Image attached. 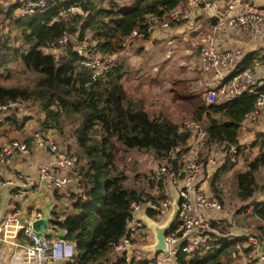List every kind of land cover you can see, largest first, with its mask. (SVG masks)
Returning <instances> with one entry per match:
<instances>
[{"label": "trees", "instance_id": "16d2710c", "mask_svg": "<svg viewBox=\"0 0 264 264\" xmlns=\"http://www.w3.org/2000/svg\"><path fill=\"white\" fill-rule=\"evenodd\" d=\"M177 3L178 0H132L123 6L114 0H48L45 11L19 16L15 15L21 5L19 0L9 6L0 1V23L7 29L2 33L0 27V103L18 101L35 106L43 115L39 131L54 130L60 137L68 136L71 142L67 150L73 144L76 148L73 154L82 176L79 191L68 196L58 191L52 194L57 199L65 196L71 200V211L64 213L63 219L59 220L55 205L50 218L51 228L59 229L60 237L75 244V262L62 264H123L113 246L126 233L132 203L152 200L158 205L166 198L162 192L157 197L151 192L163 189L165 177L155 181L149 173L142 174V179L135 168L127 170V165H133L121 159L119 152L151 154L155 163L180 168L189 153L188 142L195 136L185 127L186 122L203 128L208 141L238 144L240 122L254 106V93L201 104L190 120L178 122L162 112H153L142 98L126 91L122 79L128 75L123 73L120 62L98 74L88 66L95 55L124 51L134 29L142 33L139 38L146 39V17ZM73 6L86 15L70 12ZM65 36L74 38V45L70 38L62 53L46 52L57 48ZM78 41L87 44L82 53L77 50ZM256 61L264 62V48L246 53L235 71L254 69ZM255 90L264 93V85ZM14 113L5 116L13 124L17 121ZM207 154L206 151L200 157L207 158ZM236 156V163L225 157L210 172H204L223 210L226 199L228 203L235 199L243 202L255 193V175L264 165V132H256L252 143L238 146ZM247 207H237L233 214L244 213ZM146 214L154 218L157 212L148 209ZM251 215L264 222V201L253 204ZM175 224L174 220L170 228ZM45 237L52 239L54 235ZM236 243L242 240L221 239L189 254L179 252L171 258L172 264H227L233 255H238ZM148 262L132 259L129 264Z\"/></svg>", "mask_w": 264, "mask_h": 264}, {"label": "built area", "instance_id": "2783aa9c", "mask_svg": "<svg viewBox=\"0 0 264 264\" xmlns=\"http://www.w3.org/2000/svg\"><path fill=\"white\" fill-rule=\"evenodd\" d=\"M21 1V0H20ZM19 8L20 16L33 12H43L48 0H22ZM115 1V0H114ZM115 2L120 3L119 0ZM6 6L9 3H5ZM216 0H178L175 7L162 10L158 14H150L145 19V33L154 35L159 31H165L171 26H187L195 7H201L207 12H214L216 21L212 24V33L207 36L198 48L197 63L203 73H211L217 80L215 88H208L205 92L207 102H213L217 96L222 100L238 98L245 93H254L255 102L253 108L243 115L240 122L241 130H246L248 124L256 122L264 113V93L256 91L260 86L256 68H245L235 71L237 65L243 60L245 53L241 47L225 48L218 44L216 37L231 30L248 31L254 34L260 33L264 39V3L255 4L245 0L237 3L232 1L227 4L226 11L220 14L214 10ZM72 13L83 12L79 7L73 6L69 10ZM62 16L66 12H61ZM58 20V18H55ZM142 36L138 29H134L127 39L129 44L134 39ZM65 36L59 43L62 50L66 40ZM64 42V43H62ZM79 53L83 52L86 42L78 41ZM117 54L95 55L88 63L90 68L98 74L102 70L109 69L117 60ZM22 103H0V115H8L13 110L22 112ZM185 127L194 132L195 147L193 155L186 157L180 168H174L164 163H156L150 177L157 181L162 176L168 179L166 198L158 205L152 200L132 203L131 219L127 224L126 233L121 240L113 246L114 250L122 253L119 259L123 264H129L132 259L126 254L132 244V238L143 227L140 210L143 213L151 209L160 213L163 209L176 207L177 219L175 227L169 228L166 236V249L161 252L169 259L177 253L189 254L194 251L208 248L213 242H218L223 231L232 237H242L247 246L251 248L256 264H264V222L261 234L251 232L246 226H234L220 224L219 212L222 210L219 200L210 195L201 186V176L216 164H221L225 157L235 162L239 144L208 141L206 132L198 124L186 122ZM47 150L46 159L37 168V178H32L20 172L13 173L11 178L0 179V204L2 191L6 187L15 188L19 194L33 186L45 190L53 188L78 192L81 174L77 172L78 158L69 153L53 138L39 139ZM209 151L207 158H201L200 154ZM28 152L27 144L23 141L12 140L6 146L0 147V163L8 164L13 157ZM173 209V208H172ZM147 215V214H146ZM42 212L35 210L28 216L15 208L0 218V264H62L75 262V244L62 237L47 239L44 234H38L32 226L36 218H40ZM149 217V216H148ZM115 263V262H114ZM117 264V263H115Z\"/></svg>", "mask_w": 264, "mask_h": 264}, {"label": "crops", "instance_id": "0c3cea01", "mask_svg": "<svg viewBox=\"0 0 264 264\" xmlns=\"http://www.w3.org/2000/svg\"><path fill=\"white\" fill-rule=\"evenodd\" d=\"M0 1H2V0H0ZM129 1H132V0H129ZM129 1L126 0L127 3H129ZM216 1H217V6L214 8V10L217 12V14H220V13L226 11V7H227V4L229 2L237 1V3H240V2H243L245 0H216ZM248 1H251L255 4L264 3V0H248ZM12 2H14V0H9V1L6 0L5 3H12ZM119 2H120V0H119ZM202 13L204 14V17H207V19H208V20L206 19L204 21L202 28L204 27L206 22L209 23L208 26L206 24L205 29H208L209 31L205 35V37H204V39H205L207 36H209L212 33V24L216 21V17L213 15L214 12H207V10H205L204 8L195 7L192 10V15L190 17V20H189V23L187 26H184V27L171 26V28L168 30L159 31L152 36L149 35L146 39V40L149 39L148 44L152 45L153 44L152 41H154L153 45H155L158 42L159 44L158 43L157 44L161 46V49H164L165 47H169V49L173 50V44H174V40H175L173 38L175 36L178 37L177 39L179 40V44H184L183 38L185 39V35H189V34H192L195 32L196 28L198 27V23H199L198 20L200 19L199 17L202 15ZM199 25L201 26V24H199ZM196 34L197 33H194L191 36L196 35ZM191 36H189L188 39H190ZM196 36L199 38H197V40L192 39V41H191L192 46H194V52L192 49L189 48L190 46L182 47L183 46L182 45L181 47H179L182 49V52H183L182 56H183L184 60H181L183 63L182 62L181 63L176 62L175 58H172V56L169 59H168L169 56L163 57L161 66H159V67L156 66L157 65L156 63L152 64L153 69H152V76L151 77L156 78V80H154V81H157L163 75H166L165 77L168 79L167 80L168 83H170L171 79H173L174 82L178 81V82H180V84H183L184 88H185V80L189 81V79H190L192 81V83H194V84L196 83L198 85H201V87H200L201 90L200 89L199 90L202 92V95H203L204 102L202 104H204V103L208 104L210 102H207L205 92L208 88H212V87L215 88L217 85V80L215 79L213 74L203 73L199 69V66L197 63V57H196L198 55V50H196L195 47L199 48V46L203 43L204 39H202V40L200 39L201 35L200 36L196 35ZM216 39H217L218 44H220L221 46H223L225 48L238 46V47H241L243 49V51L245 48H247V49L249 48L246 53L261 48V47H259V45H264V39L261 37L260 33L254 34L252 32H248V31L244 32V31H239V30H231V31L226 32L225 34L218 35L216 37ZM138 40H139V38H136L132 42H130L129 44L127 43L126 49L124 51H122L121 53H117L116 58L117 57L118 58L114 63L120 62V64L122 65L123 73L126 72L127 69H125V68H128V67H130V70H132V67H131L132 64L129 63V61L127 59V55H126V54H128V50L130 49V47H132L133 49L136 48L135 51H139L141 48H143V42H142V44L138 45L137 44ZM200 41H201V44H200ZM187 43H188V45H190L189 42H187ZM257 47H259V48H257ZM179 48L176 47L174 49L177 52H179V54H180ZM245 51H244V53H245ZM173 52H174V50H173ZM174 53H176V52H174ZM246 53H245V55H246ZM185 56H187L186 60H190V57L192 56V62H193V60L196 59L198 69H195L194 63H193L190 66L191 72L185 73V64L188 65V62L185 63ZM189 62H191V61H189ZM259 63H262V62H259ZM172 64H174V65H172ZM170 65H172V66H170ZM154 69H155V71H154ZM171 69H172V72H169ZM256 72L258 75L260 73V70H258V68H257ZM129 79H130L129 76H125L122 79L126 91L131 95H134V96H137L138 98H141L138 95L130 93L128 91V89L126 88L125 82ZM259 79H262L261 82L264 81V77L258 78L259 84L261 83L259 81ZM134 89H136V88H134ZM169 92L170 93L173 92V89H169ZM188 93H190L188 96L189 99L190 98L194 99L193 97L196 96L194 89H191ZM181 97L183 98V100H185V91L182 92ZM216 100L217 101H223L222 98H220L219 96H217ZM154 102H155V106H157L159 104L164 105L163 107H156L155 113L164 111V107H166L168 109V105L165 102H163L161 100H156ZM165 105H167V106H165ZM199 106L200 105H198V107ZM147 107L150 108L148 104H147ZM150 109L152 110V108H150ZM196 109L197 108H195L194 111L191 112L189 115L192 116L195 113ZM30 112H31V109L24 106V108L22 109V112L17 113L16 111L13 110L11 112V114L14 113L15 117L17 119L22 120V121H23V119L24 120L28 119V121H31L32 123H34V121H32L30 119L31 118ZM169 112L171 114H173L176 118H178L175 120L173 119L174 121H178L180 118H185V115H187V114H185V112L181 113L179 111H175V110L170 109V108H169ZM5 116H7V115H0V147L6 146L9 142L12 141V139L14 140V138H16L12 134V131H11V128L9 125L10 121H7L5 119ZM2 118L5 119L6 121L3 122ZM38 119H39V121H41L43 119V115L39 116ZM15 124H18V120L16 121ZM15 124H13V128L19 129L17 127L15 128ZM248 125L249 126L245 131L241 130V128L239 130V136H238L239 146L252 143L254 141V136H255L256 132H264V113L261 114V116L258 118V120L256 122H252ZM18 126H19V124H18ZM24 128H25V126L23 127V129ZM39 129L40 128H39V124H38V130H37L36 136H33L32 134L27 135L25 132H23L21 134L22 136L25 137V138H23L24 139L23 142H25L27 144L28 152L24 153V154H19L16 157H13L11 159L10 163H8V164L0 163V179L11 178L13 173H16V172H20V173H23L25 175H29L32 178H37V168L47 157L46 147L43 145V143L39 139L41 138L42 140H44L45 138H53L55 141H57V138L59 137L57 135L56 131H54V130H47V131L42 132V131H39ZM194 151H196L195 138L192 137V138H190V140L188 142V152L189 153H188V156H185V158L192 156ZM207 152H208V154H207V156H208L210 153H209V151H207ZM203 153H206V152H203ZM224 159H223V161H224ZM237 161H238V156H236L235 162H232V163H236ZM222 162H219V163H222ZM154 165H155V163L153 164V166ZM207 172H210V170ZM201 181H202L201 186L210 195H212V193L209 189L208 178L204 175V173L201 176ZM42 190H45V189L38 188L37 186H33V187H29V188L25 189L23 192H21V194H19L17 189L6 187L2 191V195H1L2 198H1V204H0V218L2 216H4L5 214H7L8 212L13 211L15 208L20 209L22 211L23 215H25V216H28L30 213L34 212L35 210H40L38 208L31 209L25 203L30 201L29 198L31 196L37 195ZM54 191H58L59 193H64L67 196L72 193V192L69 193L67 191H62V190H54ZM53 192L51 194H53ZM50 201H52V200H50ZM45 203H47V202H45ZM53 207H54V204H53ZM172 208L174 209L175 205H173ZM51 211H52V209H51ZM219 215L221 217L220 224L230 225V227L234 226L236 224L235 221L232 220L233 213L229 214V212L227 210L222 209V211L219 212ZM239 215H235V218ZM143 217L145 218V220L143 219ZM140 218L143 221V223L147 224V220H149L150 217H148L146 215V213H144L143 215L140 216ZM255 221L259 227L255 228V230L253 232H256V234H261L262 228H263V222L258 221L257 219ZM231 224H234V225H231ZM242 226H245V225H242ZM51 227L52 226L50 224L49 228L51 229V233H53L55 229L53 230ZM248 229L252 232V230L250 228H248ZM61 233H62L61 231L60 232L56 231L55 233H53L54 237H52V238L60 237L59 235ZM44 235H47V234H44ZM221 239H224V240L241 239L242 243H236V249H238V255L236 254L235 256L241 257L243 260H245V258L246 259L251 258L252 262L250 264H256V261L253 258V255L251 252V248L246 245L244 238L238 237V236L232 237L231 235H229L228 233L223 231V235L220 236V240ZM249 248H250V250H249ZM235 256L233 255V257L231 258L232 261H233ZM230 262H228L227 264H229ZM245 264H246V262H245ZM248 264H249V261H248Z\"/></svg>", "mask_w": 264, "mask_h": 264}, {"label": "rangeland", "instance_id": "374dc122", "mask_svg": "<svg viewBox=\"0 0 264 264\" xmlns=\"http://www.w3.org/2000/svg\"><path fill=\"white\" fill-rule=\"evenodd\" d=\"M2 1L6 2V0H2ZM7 1H9V0H7ZM16 1L17 0H14V2H16ZM103 1L107 2L108 0H103ZM20 2H23V1L21 0ZM120 2H121V3H119L120 5H123V6L127 5L126 0H120ZM129 3H131V1H129ZM21 6L22 5H20V8H21ZM15 15L20 16L19 10H17L15 12ZM199 18L200 19L198 20L199 21L198 27L196 28L194 33H197L196 35H199V36L201 35L200 39L202 40V39H204L205 35L209 31L208 29H205L206 24L208 26L209 23L206 22V24L202 28L204 21L207 19V17H204V14L202 13V15ZM199 24H201V26ZM2 26H3V24L0 23L2 33L7 32V29H4ZM194 33H192V34H194ZM192 34L185 35V39L183 38L184 44H179V40L177 39L178 37L175 36L173 38V39H175L174 44H173V50L176 53H174L173 50L169 49V47H165L164 49H161V46L158 45L159 44L158 42H157L158 44L156 43L155 45H153L154 41H152L153 44L150 45V44H148L149 39L146 40L147 38L146 39L144 38L142 40L141 38H139L137 44L140 45L143 42V48H141L139 51H135L136 48L133 49L132 47H130V49L128 50V54H126L129 63L132 64V66H131L132 70H130V67L125 68V69H127L126 72L129 76V78L131 79V80L129 79L125 82V86L128 89V91L130 93H133L135 95L140 96L146 102V104H148L149 107L152 108L153 112H155L156 107H163L164 106L161 104L155 106L154 101L161 100V101L165 102L168 105V109L166 107H164V111H161V112L171 119L175 120L178 118H176L173 114H171L169 112V108L173 109L175 111H179L181 113L185 112V114H187V115H185V118H180L178 120V122L190 120L189 118L191 115H189V114L191 112H193L194 109L198 107V105H201L204 102L202 92L200 91L201 85H198L196 83L194 84L189 79V81L185 80V88H184L183 84H180V82H178V81L174 82L173 79H171L170 83H168L167 82L168 79L165 77L166 75H163L159 80L154 81V80H156V78L151 77L152 76V69H153L152 64L156 63L157 64L156 66H158V67L161 66L162 65V59H163V57H166V56L167 57L169 56L168 59L172 56V58H175L176 62L181 63L182 62L181 60H184V59L182 56V54H183L182 49L179 47H181L182 45H183L182 47L190 46L189 48L192 49L194 52V46H192L191 41H192V39L197 40V38H199V37H197L196 35L191 36ZM189 36H191L190 39H188ZM71 42H73V45H74V43L76 41L74 38H71ZM187 42H189L190 45H188ZM62 43H64V42H62ZM200 44H201V41H200ZM63 45H65V44H63ZM176 47H178L180 49V54H179V52H177L174 49ZM259 47L263 48L264 45H259ZM259 47H257V48H259ZM195 49L198 50V47H195ZM248 49L247 48L244 49V51L246 50L245 53L248 51ZM52 51L56 54L62 53V50L58 47L55 49L46 50V52H52ZM186 59H187V56H185V63L188 62V65L185 64V73L191 72L190 66L193 63H194L195 69H198L196 59L193 60V62H192V56L190 57V60H186ZM189 61H191V62H189ZM254 64H255V66H257L258 70H260V73L257 75V77L258 78L264 77V63L263 62L259 63V61H256ZM172 65H174V64H172ZM172 65H170V66H172ZM154 71H155V69H154ZM169 72H172V69ZM261 80L262 79H259L260 82H261ZM7 83H9V82H7ZM260 84L264 85V81L261 82ZM134 88H136V89H134ZM169 89H173V92L170 93ZM191 89L195 90L196 96L193 97L194 99H191V98L189 99V97H188L190 94L188 92ZM183 91H185V100H183V98L181 97V94ZM167 105H165V106H167ZM24 106L31 109V112H30L31 118L30 119L32 121H34V123H32L31 121H28V119H25V120L23 119V121L20 119H17L20 127L18 126V124H15V128L17 127L19 129H14L13 124L12 123L9 124L11 131H12V134L14 135V137H16V138H14V140H17V141H23L24 140L23 138H25V137L21 135L23 132H25L27 135L32 134L33 136H36L37 130H38V124L40 122L38 118H39V116L42 115L39 113L40 111L35 106H32V107H35V108H32L28 104L22 103V107H24ZM10 114H11V112L8 115H10ZM2 121L5 122L6 120L2 118ZM24 126H25V128L23 129ZM206 137H207V134H206ZM57 142L59 144H61V146L67 150V145L70 144L71 139H69L68 136L65 137V135H62V137L59 136L57 138ZM75 149L76 148L74 147V144H73L72 148H70V150H67V151L69 153L73 154L76 151ZM255 150H256V147L254 148L253 152H250L251 158L255 154ZM246 152H249V150L246 149ZM73 155H75V154H73ZM118 156L121 159H124V161H126L127 163H131L133 166L127 165L128 166L127 170L131 171L132 168H135L134 170L141 174L140 175L141 178H142V174H149L152 171V169L154 167L153 164L155 163L154 159L152 158L153 156H151V154H146V153L136 155V154H132L131 152L121 151L118 153ZM123 164L124 163L122 162L121 167ZM155 165H156V163H155ZM132 174L133 173L131 172L130 176ZM255 176H256L257 188H256V191L251 198H249L248 200L243 201V202H241V201L239 202V201H237V199H235L230 203H228V199H226V202L223 206V208H225L229 212V214L234 213V210L237 207L239 208L241 206L242 207L249 206L246 208V209H248L246 212L241 213L236 218H235V215L233 214L232 220L235 221V223H236L235 225H237V226L245 225L248 228H250L252 230V232L255 230V227H256V223H254L256 219L251 215V207L253 206L254 203H257L259 201H264V165L258 168ZM166 180H167V183H166ZM166 180L164 182L163 189L159 190L158 188H155V191L154 190L151 191L154 196H156V197L159 196V194H161V192H162V194H165V192L169 194L168 190L166 189L170 183L169 177ZM225 189L227 192L226 187H225ZM53 191H54L53 188L48 189V190H42L37 195L31 196L29 198L30 201L25 203V204L28 207H30L31 209H36V208L40 209V211L43 214V208H44L43 204L45 202L52 200L53 204L55 205L54 208L59 213V220H61V219H63L64 213L71 211V200L65 196H61L58 199L54 198L51 194ZM227 196H228V194H227ZM143 211H144L143 209L140 210L141 215L144 214ZM172 212H173L172 208L163 209L160 213L156 214V216L154 218H149V220L146 219L147 224L143 223V227L132 238L131 247L129 248V252L126 254L127 258L133 259V260H144V259H146V260H149L148 264H172L173 259H169L163 253L156 254L153 250V245L155 243V232H154L153 227H154V225L155 226L156 225H164L171 218ZM50 218H51V216H50ZM143 219L145 220L144 217H143ZM175 220L177 221V219H175ZM49 226H50V223H49ZM223 227H226V226L223 224ZM56 231L60 232L59 229H55L53 233H55ZM49 235H51V234H49ZM120 254L122 255V253H120ZM248 261L250 264L252 262L251 258L250 259L245 258V260H243L241 257L235 256L233 261L231 260V262L229 264H245V262H246V264H248Z\"/></svg>", "mask_w": 264, "mask_h": 264}, {"label": "water", "instance_id": "95a60500", "mask_svg": "<svg viewBox=\"0 0 264 264\" xmlns=\"http://www.w3.org/2000/svg\"><path fill=\"white\" fill-rule=\"evenodd\" d=\"M53 207V202L49 201L44 204L43 214L40 218H36L33 223V229L38 234H50L51 229L49 228L51 209ZM176 217V207L173 209L171 218L164 225H154L155 232V243L153 245V250L156 254H160L166 249L165 236L171 227L173 221Z\"/></svg>", "mask_w": 264, "mask_h": 264}]
</instances>
